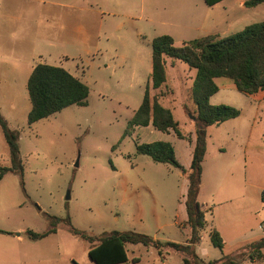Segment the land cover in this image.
<instances>
[{
	"label": "rangeland",
	"instance_id": "rangeland-1",
	"mask_svg": "<svg viewBox=\"0 0 264 264\" xmlns=\"http://www.w3.org/2000/svg\"><path fill=\"white\" fill-rule=\"evenodd\" d=\"M158 1L0 0V115L18 135L20 162V169L0 176V264H94L88 250L111 231L160 243L188 240L185 173L197 128L195 70L166 60L165 83L148 89L170 110L181 138L151 125L128 127V121L150 82L151 40L170 34L174 47L193 40L198 32L189 27L208 7L201 0ZM224 7L229 25L222 21L221 38L264 21V1L253 8L233 2ZM38 61L67 71L87 86L88 95L83 106L27 125L26 79ZM215 84L209 103L231 106L239 115L206 128L203 192L214 202L198 231L195 253L203 262L234 249L247 256L249 234L264 237L258 229L264 211V100L237 91L229 79ZM156 141L173 147L180 169L137 152V146ZM2 167L11 165L0 129ZM70 226L95 240L73 236ZM215 226L225 240L222 250L210 242ZM27 230L51 232L32 241ZM124 249L127 261L119 264H182L180 254L167 248L159 253L125 243Z\"/></svg>",
	"mask_w": 264,
	"mask_h": 264
},
{
	"label": "trees",
	"instance_id": "trees-1",
	"mask_svg": "<svg viewBox=\"0 0 264 264\" xmlns=\"http://www.w3.org/2000/svg\"><path fill=\"white\" fill-rule=\"evenodd\" d=\"M222 0H203L206 7H212ZM264 0H246L245 8H253ZM150 82L146 85L142 101L136 109L128 127H145L151 125L156 131L168 133L172 130L178 137L177 123L169 109L160 105L156 97H150L149 87L158 89L165 83L166 60L180 61L189 69L195 70L191 88V99L195 105L194 146L191 161L185 179L186 225L189 238L185 244L175 242L160 243L144 234L131 231H111L108 235L97 239V243L88 250V258L94 264H119L127 261L124 244H142L155 247L159 253L163 248L180 254L182 264H239L232 256L223 255L219 259L203 262L195 253L201 237L198 231L204 228V212L197 202L201 177V162L205 153L206 128L238 117L239 111L231 106L212 105L209 99L218 91L214 80L229 79L236 90L246 95H254L264 89V21L244 27L243 30L226 37L208 35L174 47L173 38L168 34L157 36L151 40ZM26 91L30 108L26 115L27 125L46 118L70 105H85L88 88L77 78L60 67L49 66L37 62L26 79ZM0 129L8 148L11 167L0 168V176L14 168L20 169L18 159V135L7 126L0 115ZM138 153L150 157L154 162L167 163L177 169L179 164L174 158L173 147L168 142L156 141L136 147ZM67 225H70L66 221ZM25 231V236L36 241L48 233ZM0 233H3L0 231ZM70 233L82 240L93 242L81 231L70 226ZM213 247L222 250L224 243L216 230L210 232ZM249 262L264 258V237L245 247Z\"/></svg>",
	"mask_w": 264,
	"mask_h": 264
},
{
	"label": "crops",
	"instance_id": "crops-1",
	"mask_svg": "<svg viewBox=\"0 0 264 264\" xmlns=\"http://www.w3.org/2000/svg\"><path fill=\"white\" fill-rule=\"evenodd\" d=\"M189 1L190 0H180V2L187 3V4L190 3ZM201 1L203 2V0H201ZM245 1L246 0H222V1L218 2V3H216L215 5H213L212 7L205 8L206 10L205 9L202 10L200 12L199 16H195L194 21H193L192 25L189 28L194 29V30H196L198 32V37L196 36V38H201V37L208 36V35H217V36H219V34H220L219 33V27L221 26L222 21L224 22V24H227V26L229 25L228 24V22H229L228 19L225 20V17L227 16V14H226V9H225L224 5L226 3L233 2V3L237 4V5H239L241 8H244L243 3ZM170 2H173V1L166 0L163 4L170 3ZM148 4L149 5H155V4H161V3L158 0H148ZM151 18H152V15L149 16L150 20H151ZM161 23L164 24L163 21ZM168 35H170V34H168ZM170 36L173 38V35H170ZM196 38H194V39H196ZM214 82H215V80H214ZM252 96H254L255 99H257L258 101L259 100H264V89L259 91V92H257L256 94H254ZM191 155H192V153H191ZM190 161H191V157H189V159H188V163H187L188 168H189V165H190ZM202 180H203V170L201 171L200 185H199V190H198V195H197V202H198V204L200 205L201 209L204 212V220H205L206 211L208 209L207 206L210 205L211 202H214V200L212 198L213 197L212 194L208 195V196L204 195ZM263 189L264 188H262L260 190V192ZM215 202H217V201H215ZM262 212H263L262 213L263 215H262L261 223L262 222L264 223V211H262ZM261 223H260V225H261ZM258 229H259V227H258ZM215 230L219 233V235L221 236V238L223 240V243L225 245V240H224L221 232L219 231L218 227L215 226ZM249 235H250V238H251L250 239L251 240L250 244H251V242H256L259 239H261V235L260 236H256L253 233H251ZM15 236H16V238H19L20 234L15 235ZM243 248H245V247H243ZM234 250H235V251H233L234 253L233 252H231V253L229 252V253H227V255L232 256L236 261L239 262V264H264V258L259 260V261L249 262L248 259H247V256H249L248 254H247V256L238 255L236 253L237 252L236 250H238V249H234ZM261 252L264 255V248L261 250ZM216 259H219V257H217Z\"/></svg>",
	"mask_w": 264,
	"mask_h": 264
},
{
	"label": "built area",
	"instance_id": "built-area-1",
	"mask_svg": "<svg viewBox=\"0 0 264 264\" xmlns=\"http://www.w3.org/2000/svg\"><path fill=\"white\" fill-rule=\"evenodd\" d=\"M260 201L264 204V189L260 193ZM259 230L261 231L262 235H264V223L259 226Z\"/></svg>",
	"mask_w": 264,
	"mask_h": 264
},
{
	"label": "water",
	"instance_id": "water-1",
	"mask_svg": "<svg viewBox=\"0 0 264 264\" xmlns=\"http://www.w3.org/2000/svg\"><path fill=\"white\" fill-rule=\"evenodd\" d=\"M67 197H68V192H67ZM67 197H66V198H67Z\"/></svg>",
	"mask_w": 264,
	"mask_h": 264
}]
</instances>
